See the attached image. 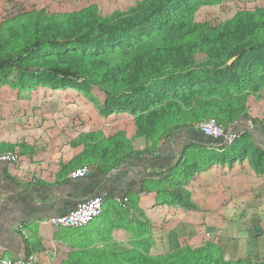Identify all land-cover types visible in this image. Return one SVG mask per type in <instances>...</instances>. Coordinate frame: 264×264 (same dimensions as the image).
Returning <instances> with one entry per match:
<instances>
[{
  "label": "trees",
  "instance_id": "16d2710c",
  "mask_svg": "<svg viewBox=\"0 0 264 264\" xmlns=\"http://www.w3.org/2000/svg\"><path fill=\"white\" fill-rule=\"evenodd\" d=\"M195 9L188 0H143L108 15L94 6L48 17L43 11L35 10L32 17L9 20L0 28V72L17 71L20 81L33 78L50 86L71 84L87 90L96 88L103 95L101 112H132L164 102L144 117L149 133H144L147 130L144 126L137 128V136L145 144L142 152L127 154L125 146L133 139L122 147L118 143L110 156L104 148L95 153L88 144L85 152L100 163L113 158L111 169L119 165L121 150L126 154L122 158L125 160L132 155L148 158L152 155L150 149L159 140L164 145L190 131L194 141L189 138L173 148L171 166L154 172L159 179L151 182L154 186L149 187L147 182L145 187L156 191V202L176 203L188 214L199 217L198 204L182 187L195 171L212 162L226 161L227 156L231 163L242 157L248 146L253 168L264 172L261 98L263 119L250 118L251 129L237 125V132L241 133L229 145L215 144L216 139L198 128L208 118L227 127L237 119V110H241L243 123L248 117L243 108L248 105L250 95L248 100L237 104L233 90L222 94L216 89L243 85L255 73L251 67L264 72V10L236 11L213 31L195 22ZM231 58L233 61L223 67ZM198 141L200 145H195ZM228 147L229 152L225 150ZM95 167L103 168L100 164ZM152 174L147 172L146 176ZM131 213L142 214L134 207ZM207 249L204 255L200 251L194 254V264H245L238 257L225 260L215 244H209ZM248 264H264V261Z\"/></svg>",
  "mask_w": 264,
  "mask_h": 264
},
{
  "label": "crops",
  "instance_id": "0c3cea01",
  "mask_svg": "<svg viewBox=\"0 0 264 264\" xmlns=\"http://www.w3.org/2000/svg\"><path fill=\"white\" fill-rule=\"evenodd\" d=\"M6 107L0 106V115ZM11 120L0 118V153L14 151L18 156L14 163L0 162V258L15 260L32 252L37 264H194L197 251L207 253L210 242L194 246L191 234L179 233L170 224L169 228L160 225L171 221L158 210L151 211L162 203L156 202L155 190L145 187L147 182L154 186L151 182L159 179L154 172L171 166L173 148L189 138L194 141L190 131L164 145L159 140L148 158L133 156L145 150L142 139L133 140L127 150L133 155L125 160L126 154L119 152V165L110 169L113 158L100 163L85 152L81 128L68 135L66 128L61 133L58 129L62 127H52L50 133L44 125ZM239 124L242 122L235 120L227 129L237 132ZM99 164L102 170L95 167ZM79 167L86 168L87 175L70 177ZM105 168L109 169L102 173ZM147 172L153 174L146 176ZM139 186L141 191H137ZM94 195L103 198L102 212L86 226L64 228L48 222ZM123 196L126 208L116 201ZM132 207L142 214H132ZM221 250L225 260H237L235 253Z\"/></svg>",
  "mask_w": 264,
  "mask_h": 264
},
{
  "label": "rangeland",
  "instance_id": "374dc122",
  "mask_svg": "<svg viewBox=\"0 0 264 264\" xmlns=\"http://www.w3.org/2000/svg\"><path fill=\"white\" fill-rule=\"evenodd\" d=\"M142 1L0 0V28L9 20L32 17L35 10L43 11L48 17L51 14L79 12L94 6L103 15H108L116 10L134 7ZM188 1L196 8L193 12L195 22L202 23L205 29L213 31L220 28L236 11H252L255 8L264 10V0ZM131 41L137 42L135 39ZM233 59L222 66L229 65ZM251 68L255 73L243 85L216 89L222 94H229L233 90L237 95V104L244 99L248 100L247 95H250L248 105L243 108L248 117L244 119V123L241 121L245 129H251L250 118L263 119V107L259 106V99L264 101V72L256 66ZM191 72L195 70L191 69ZM257 80L259 84L256 85ZM24 81L19 80L17 71L0 72V106H7V111L1 113L0 118H11L13 123L27 121L30 124L33 122L44 125L50 133L52 127H62L61 130L58 129L61 133L66 128L68 135L81 128L83 144L91 146L95 153H100L104 148L108 152L107 156L117 148L118 143L122 147L128 140L142 139L137 136L139 126H144L147 129L144 133H149V124L144 117L149 110L164 105V102L160 105L150 104L149 107L141 110L137 108L132 112H101L99 105L103 101V95L96 88L87 90L71 84L50 86L33 78ZM241 118V110H237L236 120H242ZM243 140L246 145V139ZM125 147L126 150L130 148L128 145ZM246 147L242 157L235 163H228L227 156V163L223 160L212 162L209 167L195 171L188 182L182 184L191 194L190 197L198 202L199 213L203 215L194 217L176 203L152 206L151 211L158 210V214L169 217L168 221L171 222L160 224L162 227L170 224L179 233L185 231L191 234L194 246L210 242L218 245L225 253H235L242 262L248 264L264 261V172H257L253 168L250 161L252 152ZM225 150L229 152V147ZM191 187L193 191L190 190ZM201 202L207 204L209 209L202 207ZM171 217H176L177 221L173 223Z\"/></svg>",
  "mask_w": 264,
  "mask_h": 264
},
{
  "label": "built area",
  "instance_id": "2783aa9c",
  "mask_svg": "<svg viewBox=\"0 0 264 264\" xmlns=\"http://www.w3.org/2000/svg\"><path fill=\"white\" fill-rule=\"evenodd\" d=\"M199 130L216 140H220L219 146L229 145L240 135L239 132L227 129V127L218 124L214 119L208 118L198 124ZM215 149H218L215 148ZM18 159L14 151H6L0 153V162L14 163ZM87 169L79 167L72 170L69 175L72 178H81L87 175ZM116 201L119 205L126 208L127 198L117 197ZM103 198L100 195L90 196L88 198L79 200L75 203L72 210L48 219V222L53 226L64 228H80L89 224L93 219L98 217L102 212ZM0 264H37V257L34 253L30 252L23 258L9 260L5 257L0 258Z\"/></svg>",
  "mask_w": 264,
  "mask_h": 264
}]
</instances>
